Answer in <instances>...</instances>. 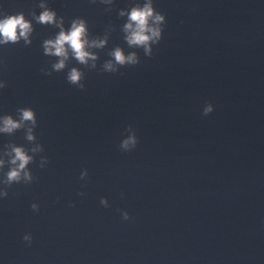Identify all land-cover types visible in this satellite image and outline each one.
Here are the masks:
<instances>
[{"label":"water","instance_id":"obj_1","mask_svg":"<svg viewBox=\"0 0 264 264\" xmlns=\"http://www.w3.org/2000/svg\"><path fill=\"white\" fill-rule=\"evenodd\" d=\"M42 2L107 36L96 67L70 54L54 70L44 43L60 29L33 19ZM144 2L0 0V17L34 27L31 44L0 46V116L37 120L35 141L31 122L0 134L4 174L11 146L33 157L30 182L0 183V264H264V0H153L167 23L151 56L119 15ZM116 48L139 63L105 70Z\"/></svg>","mask_w":264,"mask_h":264},{"label":"clouds","instance_id":"obj_2","mask_svg":"<svg viewBox=\"0 0 264 264\" xmlns=\"http://www.w3.org/2000/svg\"><path fill=\"white\" fill-rule=\"evenodd\" d=\"M96 3L97 0H92ZM107 6L115 3V0H99ZM42 11L39 15H34L33 19L42 25H53L60 29L55 39L47 40L44 43L45 54L49 56L60 57L58 63L53 65L54 70L60 71L65 69L66 61L70 58V54L81 64L87 65L92 61V67H96L95 61L99 59L90 49H103L107 46L108 38L90 40L88 31V22L82 18H76L71 21L70 28H65L64 19L50 9L47 3H41ZM119 15L127 17V23L124 25L125 38L127 43L132 47H140L145 50L149 56L152 54V45L159 44L163 40L164 27L167 23V17L158 12L154 6L153 0H145L143 4H136L130 10H121ZM34 31L31 20H28L23 13L17 15H3L0 17V46L8 44H16L21 40L27 44H31L30 36ZM114 58L104 65L105 70L109 72L117 71V65L127 66L136 65L139 63L135 53L125 55L123 49L116 48L112 53ZM72 84L79 85L83 79V73L78 69H72L68 77ZM6 87L5 83L0 82V89ZM81 87H83L81 85ZM214 111L212 105L205 108L204 114L207 116ZM31 122L32 128L28 130L27 139L35 141L36 137L33 134V128L37 126L36 114L32 109H21L20 119L17 120L12 116H0V134L12 135L17 130L25 127ZM137 144L135 135L123 141L121 147L124 150H130ZM42 151V148L33 149V152ZM12 157L10 163L11 169L4 174L3 169L8 163L4 159H0V176L6 175V179L0 181L2 184L11 185L23 181H31L32 175L28 171V166L32 162L33 157L28 155L22 147L11 146V151L7 153ZM87 175V172L83 174ZM83 178V176H82ZM83 195V193H81ZM8 193L3 188H0V199L7 198ZM107 206V201H102ZM34 211H39V205L33 204ZM124 218L129 219L125 213ZM26 243L31 245L33 237L31 234L24 236Z\"/></svg>","mask_w":264,"mask_h":264}]
</instances>
